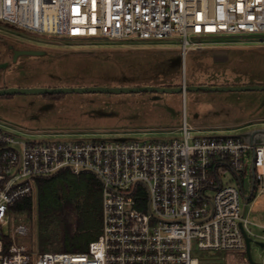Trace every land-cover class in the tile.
<instances>
[{"label": "built area", "instance_id": "2783aa9c", "mask_svg": "<svg viewBox=\"0 0 264 264\" xmlns=\"http://www.w3.org/2000/svg\"><path fill=\"white\" fill-rule=\"evenodd\" d=\"M0 21L59 38H172L184 57L193 37L264 34V0H0ZM4 127L0 264H220L196 252L243 255L246 236L251 260L236 264H264V225L249 217L264 208V143L184 117L180 135L162 139H30ZM63 169L99 182L100 233L85 251L34 250L13 205L34 202L37 180ZM251 244L263 249L258 259Z\"/></svg>", "mask_w": 264, "mask_h": 264}, {"label": "rangeland", "instance_id": "374dc122", "mask_svg": "<svg viewBox=\"0 0 264 264\" xmlns=\"http://www.w3.org/2000/svg\"><path fill=\"white\" fill-rule=\"evenodd\" d=\"M184 53L180 43L168 39L134 37L59 38L38 35L0 21V87L242 85L264 82V34L193 37ZM14 49L43 53L19 55ZM185 111L188 122L217 133L247 132L264 141V90L59 92L0 95V125L21 137L73 139L127 136L162 139L179 136L175 129ZM4 127V128H5ZM104 132V133H101ZM206 133V130H202ZM245 184V188L247 189ZM77 214L71 215L75 223ZM250 219L264 225V208L256 207ZM29 226L22 241L30 248L54 251L59 246L55 221H38L35 210L19 213ZM94 236L91 233L89 238ZM258 259L263 249L250 246ZM197 251L212 263L236 264L246 254ZM241 255V256H240Z\"/></svg>", "mask_w": 264, "mask_h": 264}, {"label": "trees", "instance_id": "16d2710c", "mask_svg": "<svg viewBox=\"0 0 264 264\" xmlns=\"http://www.w3.org/2000/svg\"><path fill=\"white\" fill-rule=\"evenodd\" d=\"M54 93H44L49 96ZM11 94L3 95L8 96ZM37 194L33 202L30 197L15 202V213H31L35 206L38 221H55L59 229V246L54 251L81 252L89 241L95 239L101 228V188L97 179L89 172L73 174L68 169L39 178ZM76 213L75 223L71 215ZM94 234L91 238L89 236ZM42 251L44 243H40Z\"/></svg>", "mask_w": 264, "mask_h": 264}, {"label": "water", "instance_id": "95a60500", "mask_svg": "<svg viewBox=\"0 0 264 264\" xmlns=\"http://www.w3.org/2000/svg\"><path fill=\"white\" fill-rule=\"evenodd\" d=\"M67 38V37H62ZM13 59L15 60L19 55H36L43 53L42 50L37 49H14ZM7 66V62L0 63V67ZM190 90H199V91H231V90H263L264 85L259 84H251V85H190L185 86L181 85V87H160L153 85H139V86H82V87H16V86H8V87H0V95L7 94H15V93H61V92H145V91H183ZM237 136L242 137L245 141L255 142V143H264L263 140L258 139L257 141L253 140V136L251 134L240 133ZM246 240V254L247 258L251 260L249 254V237H245Z\"/></svg>", "mask_w": 264, "mask_h": 264}, {"label": "crops", "instance_id": "0c3cea01", "mask_svg": "<svg viewBox=\"0 0 264 264\" xmlns=\"http://www.w3.org/2000/svg\"><path fill=\"white\" fill-rule=\"evenodd\" d=\"M184 58V57H183ZM253 84H259V85H264V82L263 83H253ZM242 85H251V84H242ZM264 90V89H263ZM183 97H184V92H183ZM183 117L186 119V121L188 122L187 120V117H186V114H185V111H183ZM182 117V119H183ZM182 121V120H181ZM182 123V122H181ZM189 123V122H188ZM190 124V123H189ZM181 125V124H180ZM178 125L177 127H175V129H178V127L180 126ZM198 127H204V125H199Z\"/></svg>", "mask_w": 264, "mask_h": 264}, {"label": "bare ground", "instance_id": "6f19581e", "mask_svg": "<svg viewBox=\"0 0 264 264\" xmlns=\"http://www.w3.org/2000/svg\"><path fill=\"white\" fill-rule=\"evenodd\" d=\"M185 53V52H184Z\"/></svg>", "mask_w": 264, "mask_h": 264}]
</instances>
